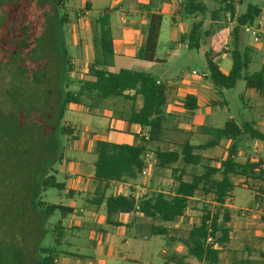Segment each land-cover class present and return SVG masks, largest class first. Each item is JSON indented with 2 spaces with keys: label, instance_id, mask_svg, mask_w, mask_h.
<instances>
[{
  "label": "rangeland",
  "instance_id": "1",
  "mask_svg": "<svg viewBox=\"0 0 264 264\" xmlns=\"http://www.w3.org/2000/svg\"><path fill=\"white\" fill-rule=\"evenodd\" d=\"M166 2L167 0H152L155 8H160ZM85 4L89 6L88 12L84 9ZM203 4L205 12L199 17L210 23L212 21L210 14L215 12L218 5L216 0H204ZM248 6L264 13V0H240L238 14H244ZM113 7H116L115 10H110ZM126 13H129V10L120 4L119 0H0V264H36L38 259L45 257L40 253L41 250H50L51 256L58 260L65 253L69 255L84 253L88 238L93 241L99 236L93 225L85 230H75L72 234L65 231V240H71L69 235L71 234L81 249L69 250L62 247L59 250L52 240L54 228L62 221L59 213L54 212L45 216L43 209L33 208L32 204L52 206L60 203L66 207L69 205L62 192L54 189L42 191L38 182L41 175L47 174L53 176L57 183H63L65 175L60 172L59 165H63L64 159L72 161V151L64 150L66 136L62 135L60 130L65 124L73 128L77 125L76 121L81 119L73 118L65 112L58 120L57 115L61 93H75L85 77L77 72L73 74L72 70L70 73L66 72L63 65L64 59H74L79 52L78 45L83 47L86 41V34L76 30L86 21L88 32L92 34L91 23L97 18L106 14L109 21L113 22L119 15ZM183 18V22L191 24L192 17ZM214 19L217 20L218 30L213 31L216 40L211 51L225 46L231 49L228 34L233 29L230 24L233 22L235 24V21L223 12L216 17L213 15ZM226 19H229L230 23H227ZM255 28V25L245 26L239 29L238 33L241 43L238 44L237 50L240 53L244 48L249 50L247 57L250 64L247 75L264 71L262 68L264 53L253 51L256 42L251 36V31ZM261 40L259 44L264 42V37ZM190 54L193 60L186 64L185 74L189 79L200 80L202 75L207 76L201 51L192 50ZM179 76V73L173 74V80H176L175 77L180 78ZM221 92L226 105H214L219 115L209 117L205 121L207 125L219 129L227 122L228 117H231L236 125L258 120L255 110L246 100L241 78L233 89ZM213 100L216 101L217 98L213 97ZM211 140L206 135H199L197 139L200 144ZM248 144L264 147V144L254 141H248ZM243 146L245 147L243 143L237 144L238 150L249 155L248 148L245 149ZM220 147L208 149L205 154H216L211 159L218 162L223 157ZM74 157L82 163L89 159L83 154H73ZM247 160L256 159L253 157L244 159L240 156L237 158L239 164ZM210 163L212 162L209 159H204L199 167L183 168V177L186 179L199 176L204 171L203 168ZM171 168L179 170L182 165L177 163L169 169L156 170V173H160L161 179L166 182L173 178ZM232 181L234 185L230 200L235 210L231 212V217L236 219V214L239 215L240 210L246 212L243 219L255 216L251 221L252 226L245 230L242 228L245 232L243 242L246 243L241 252H247L248 255L253 252L264 254V184L244 182L238 177L232 178ZM90 198L88 196L73 198L75 211H82L81 220L96 210V207L90 204ZM211 198L212 196L208 195L200 206L190 202L188 208L194 212V217H184L186 220L180 225L184 232L174 231L170 233L171 236L182 242L191 224L199 222L200 214L204 212L215 214L216 207L212 205ZM254 207L258 215L248 213L253 211ZM103 214V209H100L98 215ZM219 214L221 220L223 211ZM67 218L74 219L71 215H67ZM189 218L191 222L188 223ZM228 227L230 230L237 228L235 224ZM153 238L149 237L148 240ZM236 243L241 245L242 241L238 240ZM239 245L235 246V241H232L230 250L221 249V264H238L231 255L236 253L231 250ZM251 264L259 263L254 259Z\"/></svg>",
  "mask_w": 264,
  "mask_h": 264
},
{
  "label": "crops",
  "instance_id": "2",
  "mask_svg": "<svg viewBox=\"0 0 264 264\" xmlns=\"http://www.w3.org/2000/svg\"><path fill=\"white\" fill-rule=\"evenodd\" d=\"M183 1L184 0H167L160 8H155L152 0H119L120 4L126 6L129 13L119 15V18L113 22L109 21V30L112 40V65L107 69V72L116 74L121 70H125L145 73L157 84L165 87L164 121L162 124L163 133L159 142L144 144L142 163L145 169L143 176H138L134 181H124L117 184L111 183L106 186L98 185L93 180V164L95 159L91 154L96 142L104 141L107 144L116 146H137L140 140L147 142V130L131 126L119 119L120 114L126 112L129 108L128 103L121 102L118 99H108L97 103L91 109L84 106L76 107L72 105H68L65 108L66 113H69L73 118H80L81 121H76L77 125L73 126V128L69 124H65L63 128L67 132V134L64 135L66 136V146L64 150L67 152L70 150L72 151V161L64 159L63 165H59L60 172L65 175L63 183H57V181L54 180L56 184L63 185V190L60 192H62L63 196L68 200L69 205L68 207L62 206L60 203L52 205L65 210V213L59 214L62 221L54 228L52 240L59 250L62 247H66L69 250H80L81 248L71 235L73 231L85 230L89 228L90 225H93L94 230L98 231L99 236L93 241L88 238L87 244L84 247V253H76V255L65 253L59 260L53 256L52 264H202L189 257L182 242L178 238L172 237L170 234L174 231L184 232L180 226L182 221L186 220L184 217H194V212L190 211L188 206L183 216L174 223L161 224L156 220L152 221L146 219L137 212L119 214L111 218H106L104 206L95 205L99 196H103L104 198L120 196L131 199L137 203L153 194H170L174 188L173 179L171 178L169 181L165 182L161 179V174L156 173V170L164 169H160L156 166L154 158L155 152H178L179 147L183 144H188L192 147L203 146L206 143H198V136H208L207 133L210 130H218V128L207 125L205 121L211 116L219 115V112L214 109V105L225 106L226 101L222 96V92L214 88L206 78L192 80V78L189 79L185 74L186 64L192 62L193 57L190 54L192 50H188L186 48V43L181 41V39L187 36L192 24H201V39L196 51H201L202 58L205 54L213 55V64L224 74H227L231 68L227 53L233 50V46H235L236 50L239 48L241 43L238 37L239 31H237L236 35H233L232 31L235 28V24L234 22L230 24V26H233V29L228 34V42L231 49L225 46L216 51H211L212 45L216 40V35L213 31L218 30L217 20L206 23L199 16H193L191 24H187L186 21L183 22L182 20L184 18L181 12ZM203 1L204 0H201V4L204 6ZM239 4L240 0H237L234 9V18L240 16V14H238ZM115 8L116 7H113V9L110 10L114 11ZM151 15L160 17L155 48L151 55H145L144 58L138 59V52L145 42V29L148 24V17ZM127 17H129V19H126ZM206 25L209 26L207 27ZM253 25L256 26L260 33L259 41L257 44H254L253 51L264 53V42L259 44L264 37V13L262 14L260 11ZM87 28L88 22L84 21L82 26L76 30L86 34V41L83 47H80V44L78 45V54L74 59L69 60V64L72 65V68L70 65V72L72 70L73 74L77 72L79 75H85L88 66L92 62V34L88 32ZM237 52L240 53L238 50ZM248 53L249 50L244 48L240 54H244L247 57ZM247 59L249 63L246 67V75L247 68L250 64L248 57ZM262 66V68H264V65ZM175 73H179L180 78L175 77L176 80H173L174 78L172 76ZM259 73H261L264 78V71ZM76 76L77 75H75V77ZM244 90L246 100L250 102L252 108L255 110V116L258 119L255 121L251 120L245 124H249L253 130L264 138V93L246 90L245 88ZM125 95L132 96V93H125ZM186 96L195 100V111L187 112L184 110V98ZM213 97L217 98L218 101H214ZM140 106L141 100L137 97L134 103V109L138 110ZM228 121L233 122V119L228 117L227 122ZM236 126L240 127L242 125ZM248 141L250 140L242 137L235 142L236 146L237 144L243 143L245 145L243 148H248V153H250L248 155L246 152L238 150L237 147L235 162L238 163V156L244 159H251L253 157V159L256 160H247V162L253 164L259 162L261 164L259 169L264 170V147L259 145L250 146ZM254 142L264 144V141ZM231 144L234 143L220 141L218 145L214 147L219 148L222 146L220 147V151L223 152V157L218 161L223 160L225 157V150ZM205 151H198L200 153L195 152V154L199 155L202 160L209 159L212 163L208 166H215V161L211 158L216 154H205ZM73 154H83L89 159L87 162L82 163L78 158H73ZM67 164L68 166L66 167ZM172 169L175 168H171V170ZM181 180L183 182H188L189 178L185 179L182 177ZM241 180L244 181L243 179ZM231 182L233 186L234 183L232 179ZM260 184L264 183H259V185ZM162 188L167 190L162 191ZM230 194L231 192L228 193L223 208L228 210V225L235 224L237 228L236 230L228 229V242L222 249L230 250L232 241H235V246L239 245L236 241H242L241 245L231 250L235 251L238 255H233L231 253L235 261L238 264H251V261L255 259L261 264L260 255L262 253L254 254L253 252L248 255L247 252H241V248L246 243L243 242L245 241V232L243 231L252 226L251 221L255 216L241 219V217L236 214V219H233L231 217V212L234 211L235 208L231 205ZM81 196L91 197L90 204L96 207V210L92 211L82 220L80 217L82 211L77 212L73 207V198H79ZM207 197L208 196L204 197L200 195L194 196L190 199L188 204L191 202L200 206ZM212 205L216 207L214 203ZM100 209H103L104 214L102 216L98 215ZM249 213L258 215L256 207H254L253 211H249ZM67 215H71L74 219L71 220V218H67ZM237 218H239L238 220L241 223L238 222ZM189 222H191L190 218L188 220V223ZM198 223H192L190 229L196 227ZM228 225L227 228H229ZM102 227L104 228L102 229ZM152 227H161L167 232L163 236H152L150 231ZM190 229L188 231H190ZM65 231L71 233L69 234L71 240H65ZM188 231H186V233ZM149 237L154 238L148 240ZM120 243L122 244L120 245ZM53 252L55 253V250H53ZM58 253H60V251ZM220 255L221 253L219 254V264H221Z\"/></svg>",
  "mask_w": 264,
  "mask_h": 264
},
{
  "label": "trees",
  "instance_id": "3",
  "mask_svg": "<svg viewBox=\"0 0 264 264\" xmlns=\"http://www.w3.org/2000/svg\"><path fill=\"white\" fill-rule=\"evenodd\" d=\"M237 0H216L218 9L210 14H227L231 20L235 21V28L232 31L236 35L240 28L252 26L257 19L260 11L248 6L245 13L234 18V9ZM84 9L89 11L85 4ZM181 12L184 17L201 16L205 12L201 0H184L181 5ZM63 23L65 21H62ZM160 17L151 15L148 17V24L145 29V42L139 50L137 58L142 59L145 55H151L155 48L158 35ZM201 24H192L187 36L181 39L186 43L188 50H196L201 39ZM92 31V62L88 66L85 77L79 83L77 91L73 94L61 93L60 106L58 108L57 119L60 120L65 113L68 105L88 107L91 109L97 103L108 100L118 99L121 102L129 104L126 112L119 116L131 126L147 130V142L140 140L137 146H116L107 144L104 141H98L94 144L92 156L93 180L98 185L117 184L124 181H134L141 173L142 155L144 153L145 143H157L160 141L163 133L162 124L164 121L163 109L165 106V87L157 84L149 75L137 71L121 70L116 74L107 72L112 65V40L109 30V19L106 14L97 18L91 23ZM235 37V36H234ZM231 68L227 74H224L212 62L213 55L205 54L203 56L207 80L216 89L231 90L236 82L243 80L246 90L264 93V78L261 73H255L250 76L245 74L249 63L247 57L237 52L235 46L233 50L227 53ZM64 69L70 73L69 60L64 59ZM241 74L243 76L241 77ZM132 93L127 96L125 93ZM141 100V106L138 110L134 109L136 98ZM195 100L189 96L184 98V110L187 112L195 111ZM62 135L67 132L60 130ZM208 136L212 139L208 143L199 147H192L188 144L180 146L178 152H155L154 158L156 166L160 169H169L171 166L180 163L182 168L172 169L174 188L168 195L160 193L153 194L148 198L135 203L128 198L117 197H98L96 206L103 205L106 218H111L119 214H129L137 212L144 218L158 221L161 224H171L181 218L188 206V202L194 196L211 195L213 203L216 205L215 214L204 212L199 218L196 227L185 233L182 244L189 257L202 264H219V254L223 246L228 242L229 230L226 227L229 223L228 210L223 208V204L229 192L233 190L231 179L238 177L246 181L264 183V170H260L261 164L244 162L238 164L235 162L237 142L242 137L250 141L263 142L264 138L249 124H243L238 127L233 122H226L221 129L210 130ZM220 141H229L231 144L225 150L223 160L215 162V166H205L199 176H192L188 182L181 179L184 176L183 168L199 167L201 157L195 152L205 151L214 148ZM176 175V176H175ZM42 176V177H41ZM39 177V186L42 191L54 189L62 191L63 185L56 184L52 176L47 174ZM217 177V179H215ZM33 208L43 209L44 215L49 216L54 212L65 213V210L58 206H46L41 203H33ZM223 211L221 220L219 213ZM152 236H163L166 230L161 227L151 228ZM207 239L213 241L216 248L206 244ZM45 257L38 259L36 264H52L53 258L50 250H41ZM261 264H264V254L260 255Z\"/></svg>",
  "mask_w": 264,
  "mask_h": 264
},
{
  "label": "built area",
  "instance_id": "4",
  "mask_svg": "<svg viewBox=\"0 0 264 264\" xmlns=\"http://www.w3.org/2000/svg\"><path fill=\"white\" fill-rule=\"evenodd\" d=\"M226 22L227 23H230V20L229 19H226ZM251 36L254 38V40H255V42H256V44L258 43V41H259V30L257 29V28H255L254 30H252L251 31ZM192 76L194 75V74H191ZM207 76L206 75H202L201 76V79H205ZM142 166H143V163H142ZM144 166H143V168H142V170H141V173H140V175L139 176H143L144 175ZM244 213H246L245 211H240V214H239V216L241 217V218H243L244 217ZM248 213H249V211H248ZM206 244H210V245H212L213 246V248H216V245L213 243V241L212 240H210V239H207V241H206Z\"/></svg>",
  "mask_w": 264,
  "mask_h": 264
}]
</instances>
